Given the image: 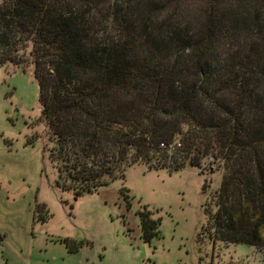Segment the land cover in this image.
<instances>
[{
    "label": "trees",
    "instance_id": "16d2710c",
    "mask_svg": "<svg viewBox=\"0 0 264 264\" xmlns=\"http://www.w3.org/2000/svg\"><path fill=\"white\" fill-rule=\"evenodd\" d=\"M0 66L32 68L60 189L211 160L214 241L264 250V0H2ZM139 214L149 242L160 218Z\"/></svg>",
    "mask_w": 264,
    "mask_h": 264
},
{
    "label": "rangeland",
    "instance_id": "374dc122",
    "mask_svg": "<svg viewBox=\"0 0 264 264\" xmlns=\"http://www.w3.org/2000/svg\"><path fill=\"white\" fill-rule=\"evenodd\" d=\"M39 95L31 67L0 66L1 244L23 255L31 250L45 264V254L56 253L59 243L66 248L62 239L85 241L68 252L78 264H264L262 249L214 241L208 215L215 212L222 169L211 160L200 168L177 160L183 166L177 172L167 168L173 160L159 170L134 165L124 179L80 196L60 189ZM38 204L51 214L45 222ZM145 208L160 218L159 234L149 242L140 226Z\"/></svg>",
    "mask_w": 264,
    "mask_h": 264
},
{
    "label": "crops",
    "instance_id": "0c3cea01",
    "mask_svg": "<svg viewBox=\"0 0 264 264\" xmlns=\"http://www.w3.org/2000/svg\"><path fill=\"white\" fill-rule=\"evenodd\" d=\"M54 246L57 245L56 242H52ZM59 247H61L56 253H54L53 250H50L52 253L50 255H46L45 257L48 259L49 264H78V260L76 258H71L72 256H69L67 249L65 246H63L61 243H59ZM18 248V247H17ZM14 247H9L7 245H3L0 243V264H33L32 262H35L34 264H45L43 259L44 257H41L37 255V257H31V250H27V253L23 255L24 251L23 249H17ZM43 250H45L44 247H41V254H43ZM21 252V254H19ZM56 254H59L58 256ZM78 256L79 254H75ZM62 261H60V259ZM46 259V260H47ZM73 260L74 263H71V260ZM85 264H88V261L83 262Z\"/></svg>",
    "mask_w": 264,
    "mask_h": 264
},
{
    "label": "built area",
    "instance_id": "2783aa9c",
    "mask_svg": "<svg viewBox=\"0 0 264 264\" xmlns=\"http://www.w3.org/2000/svg\"><path fill=\"white\" fill-rule=\"evenodd\" d=\"M161 146H163V144H161ZM180 148V144H173L169 146V150L173 153L175 151H177V149ZM176 160L182 161V157L181 155H177ZM172 164H174V161H172ZM171 165V164H170Z\"/></svg>",
    "mask_w": 264,
    "mask_h": 264
}]
</instances>
